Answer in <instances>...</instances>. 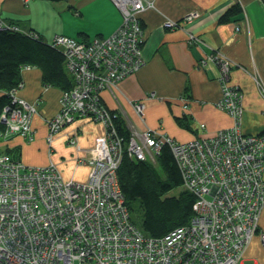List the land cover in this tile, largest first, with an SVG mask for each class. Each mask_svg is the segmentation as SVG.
Returning a JSON list of instances; mask_svg holds the SVG:
<instances>
[{"label": "built area", "instance_id": "1", "mask_svg": "<svg viewBox=\"0 0 264 264\" xmlns=\"http://www.w3.org/2000/svg\"><path fill=\"white\" fill-rule=\"evenodd\" d=\"M111 1L122 16L111 35L89 42L64 35L53 37L52 45L61 51L70 69L72 86L61 93L59 111L46 120V140L50 144L74 115L101 118L110 127L104 142L110 149L99 145L92 150L97 163L93 162L88 180L83 182L63 180L52 162L33 167L0 155V264H83V257L91 261L95 252L99 255L95 264H242L243 253L255 233L264 246V231L258 230L264 207V134L241 132L242 94L238 86L229 83L231 64L222 53L208 55L200 64L208 60L219 66L220 96L214 105L229 112L233 126L187 142H176L149 128L137 131L132 126L125 146L129 156L151 163H155L162 146H169L181 173L182 188L195 197L194 215L188 224L162 238L143 236L129 219L116 185V173L110 169L121 162L122 139L100 103L98 91L103 86L116 87L143 66V32L138 14L155 10V6L153 0ZM193 17L189 14L184 21L188 23ZM5 25L0 22V29H8ZM163 25L182 27L168 18ZM190 42L196 44L199 39L189 33ZM250 76L260 85L256 72ZM261 91L264 95V89ZM8 94L10 103L1 117L16 116L17 120L10 125L6 118L8 126L2 136L15 134L32 139L34 104L20 98L15 90ZM131 104L142 118V103ZM75 162L76 166L81 164L79 158ZM10 167L19 177L18 187L5 178ZM111 196L116 199L110 200ZM91 221L100 227L93 228ZM77 238L84 244H78Z\"/></svg>", "mask_w": 264, "mask_h": 264}, {"label": "crops", "instance_id": "2", "mask_svg": "<svg viewBox=\"0 0 264 264\" xmlns=\"http://www.w3.org/2000/svg\"><path fill=\"white\" fill-rule=\"evenodd\" d=\"M155 10L138 14L143 30L144 65L125 77L112 90L101 93L103 104L117 112L128 128L157 130L179 142L212 135L229 128L233 119L215 107L220 96L218 68L199 59L222 53L230 60L229 83L242 93L240 130L244 134H264V0H153ZM240 11L228 20L221 17L234 3ZM194 14L188 23L184 18ZM165 18L181 23L167 28ZM0 22L21 32H35L45 42L64 35L81 42L111 35L121 22V13L111 0H0ZM199 42L188 45V34ZM256 72L260 85L250 74ZM60 87L46 85L37 67L21 70L16 94L36 108L30 121L32 140L19 135L2 136L1 148L26 166L55 164L63 180L83 182L89 167L76 166L83 152L67 143L75 135L81 149L90 148L105 133L100 122L77 119L46 142V120L59 110ZM132 102H141V120ZM204 128L201 129L200 125ZM264 179V171H263ZM264 231V207L258 220ZM242 264H264V246L255 233L246 247Z\"/></svg>", "mask_w": 264, "mask_h": 264}, {"label": "trees", "instance_id": "3", "mask_svg": "<svg viewBox=\"0 0 264 264\" xmlns=\"http://www.w3.org/2000/svg\"><path fill=\"white\" fill-rule=\"evenodd\" d=\"M239 11L240 6L236 2L221 20H228ZM5 26L8 29H0V114L9 103L6 93L20 87L21 70L24 67L39 68L42 81L46 85L60 87L62 92L70 89L71 76L65 70L61 51L52 45V40L45 42L33 31L24 33L17 28L12 29L11 27L15 26L10 24ZM143 45L144 38L140 50L145 63ZM188 45L195 43L190 42ZM202 59L200 58L199 62ZM113 122L124 149L117 175L130 221L143 234L151 237H161L177 227L188 224L194 215L195 197L182 189V177L169 146H162L156 157L158 170L151 162L134 159L127 154L125 144L129 140L130 130L119 114ZM4 129L0 122V138ZM0 155L15 161L9 156L8 150L1 146ZM174 189L179 190L177 194H170Z\"/></svg>", "mask_w": 264, "mask_h": 264}, {"label": "rangeland", "instance_id": "4", "mask_svg": "<svg viewBox=\"0 0 264 264\" xmlns=\"http://www.w3.org/2000/svg\"><path fill=\"white\" fill-rule=\"evenodd\" d=\"M64 64H65V61H64ZM215 64V63H214ZM65 66V70H66V72L67 73H69L70 74V72H69V68H67V65H64ZM216 66H217V68H218V72H219V66L216 64ZM24 68H29V66H27V67H24ZM84 85V84H83ZM117 85V84H116ZM115 88V87H114ZM104 90H112V88H104V86L101 88V89H99V91H98V95H99V99H100V103L105 107V109H106V111H107V113L110 115V117H112V119H114V116L116 115V116H118V113L116 114V112L115 111H113V110H111V109H109V108H107L104 104H103V101H102V97H101V93L104 91ZM16 91V90H15ZM242 94V93H241ZM6 95L8 96V98H9V103H10V97H9V94L8 93H6ZM61 96H62V94L60 95V98H59V101L60 100H62L61 99ZM26 101V100H25ZM64 101V100H63ZM8 103V104H9ZM30 103V102H29ZM8 104L7 105H5L4 106V108L2 109V112H1V114H0V122L4 125V127L5 128H7V126L8 125H6V118L8 117V116H6L5 117V119L3 120V118L1 117V116H3V114H4V109L5 108H7L8 107ZM241 105H242V102H241ZM33 107H35V105L33 106ZM216 107V106H215ZM59 108H61V102H59ZM217 108V107H216ZM220 110V109H219ZM59 111V110H58ZM74 112H76V113H78L79 111H74ZM225 112H227L228 114H229V112L228 111H225ZM35 114V113H34ZM71 114V113H70ZM33 116V115H32ZM229 116L233 119V124H234V118L229 114ZM32 118V117H31ZM86 118H88V119H90V120H92V121H96V122H100L101 124H102V126L104 127V129H105V133L103 134V135H101V136H98L97 138H95V140H94V143H93V145L90 147V148H88V149H81V148H79V146L77 145V138H76V136L75 135H72V136H69L68 138H67V143L68 144H70V145H73L74 147H75V150H77L78 152H83V155H78L76 158H79L80 159V162H81V164H84V165H86V166H88L89 167V171H90V169H91V165L93 164V162H96L97 161V159H96V155H94V154H92V150L93 149H95V151H96V149H98V147H99V145L100 146H106L107 145V147H108V150L110 149L109 147V143L108 144H104V142L106 143L107 142V140H106V138H107V136H108V132L109 131H107V129L109 128L110 129V127H108V125H106L104 122H103V119H94V117H93V115H90V114H87V115H82V114H79L78 113V115H74V117H73V119L71 120H68L69 122H68V124H70L71 122H73V121H75V120H77V119H86ZM16 120H17V118H16V116H15V118H14V116L13 117H8V121H9V124L10 125H13V124H15L16 123ZM241 123V122H240ZM233 124H232V126H233ZM67 125V124H66ZM65 126V125H64ZM63 128V127H62ZM61 128V129H62ZM200 128L201 129H203L204 128V125L203 124H201L200 125ZM225 129V128H224ZM218 131V130H217ZM164 134V133H163ZM13 135H15V134H13ZM109 135H110V133H109ZM213 135V134H212ZM212 135H203L202 137H204V138H206V137H210V136H212ZM30 136L33 138V132L30 134ZM55 137V136H54ZM54 137H53V139H54ZM202 137H198V138H195V140H200ZM25 139V138H24ZM28 141L29 140H32V139H28V138H26ZM46 139H47V134H46ZM52 139V140H53ZM192 140H194V139H192ZM176 141V140H175ZM191 141V140H190ZM46 142H47V140H46ZM176 142H179V141H176ZM187 142V141H186ZM126 144H127V142H126ZM126 144H125V146H126ZM170 148V147H169ZM103 149H104V147H103ZM105 150V149H104ZM170 151H171V149H170ZM110 155H111V153H110ZM106 156H107V153H106ZM174 157V156H173ZM75 158V159H76ZM134 159H138L137 157H135L134 156ZM139 160V159H138ZM50 163V162H49ZM48 163V164H49ZM97 163V162H96ZM156 163V162H155ZM154 162L152 163V164H154L156 167H157V165L155 164ZM176 163V162H175ZM113 164V163H112ZM112 164H110V165H112ZM119 165H120V163L119 164H117L115 167L114 166H110V169H111V171L113 172V173H116V178H115V181H116V185L119 187V181H118V175H117V170H118V167H119ZM29 166V165H28ZM176 166H177V163H176ZM37 167H39V166H37ZM41 167H44V166H41ZM177 168H178V166H177ZM157 169L159 170V167H157ZM178 170H179V168H178ZM44 171H47V172H50L48 169H44ZM88 171V172H89ZM180 171V170H179ZM47 172H46V174H47ZM181 174V173H180ZM5 175H7V177H5L6 178V180L7 181H9V182H11V184H13V183H16L17 184V187H18V184H19V177L18 176H16V173H15V168L14 167H10V171L8 172V174H5ZM18 178V179H17ZM29 180V179H28ZM88 180V175H87V178H86V180L85 181H87ZM29 182H30V180H29ZM183 189V188H182ZM213 189H215V188H213ZM212 189V190H213ZM212 190H209V192H211ZM179 190L178 189H174L173 191H171L170 192V194H177V192H178ZM122 193V192H121ZM70 196H73V194H71ZM106 196V195H105ZM111 199H116L114 196L112 197H110V200ZM72 202L73 203H76L77 202V200H72ZM124 202V201H123ZM132 223V222H131ZM91 224H92V226H93V228H96V227H100V225L95 221H91ZM133 224V223H132ZM86 228V226H84V228L83 229H81V231H82V233L84 232V229ZM68 230H70V227H68L67 228ZM169 234V232L168 233H166L165 235H163V236H161V237H153V238H162V237H164V236H166V235H168ZM143 236H146L145 234H143ZM121 237H122V239H123V235L121 234ZM146 237H151V236H146ZM68 239V238H67ZM78 239V244H80V245H83L84 244V242L80 239V238H77ZM123 241H124V239H123ZM68 244H70V243H68ZM77 246H79V245H77ZM97 257H99V255H98V252H95L94 254H92V258H91V261H89L88 259H87V256H84L83 257V264H89V263H91V264H95L96 263V261H97ZM92 261H94V262H92ZM89 262V263H88ZM82 264V263H81Z\"/></svg>", "mask_w": 264, "mask_h": 264}, {"label": "bare ground", "instance_id": "5", "mask_svg": "<svg viewBox=\"0 0 264 264\" xmlns=\"http://www.w3.org/2000/svg\"><path fill=\"white\" fill-rule=\"evenodd\" d=\"M136 114V113H135ZM137 115V114H136ZM138 116V118L141 120V117L139 116V115H137ZM142 116H143V114H142ZM116 133H117V135L119 134L118 132H117V130H116Z\"/></svg>", "mask_w": 264, "mask_h": 264}]
</instances>
